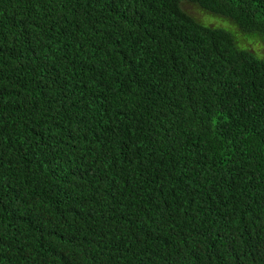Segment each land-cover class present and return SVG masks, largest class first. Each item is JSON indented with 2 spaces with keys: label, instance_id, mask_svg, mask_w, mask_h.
<instances>
[{
  "label": "trees",
  "instance_id": "16d2710c",
  "mask_svg": "<svg viewBox=\"0 0 264 264\" xmlns=\"http://www.w3.org/2000/svg\"><path fill=\"white\" fill-rule=\"evenodd\" d=\"M238 34L264 45V0H0V264H264Z\"/></svg>",
  "mask_w": 264,
  "mask_h": 264
},
{
  "label": "rangeland",
  "instance_id": "374dc122",
  "mask_svg": "<svg viewBox=\"0 0 264 264\" xmlns=\"http://www.w3.org/2000/svg\"><path fill=\"white\" fill-rule=\"evenodd\" d=\"M183 9L190 14L193 18H195L196 20L203 22V23H208V24H212V25H217L215 27H220L223 28L225 30H228L230 33H232V35L235 37L234 34V27H232L228 22L218 19L216 17L210 16L208 18V16H206V14H204L203 12H201L200 10H198L196 7H194L193 5L190 4H186L183 6ZM245 36L249 37L248 40L246 37H244L241 34H238V42L241 46L247 47L249 48V50L251 52H254L255 54L258 55V57H262L264 58V45L262 43H258L256 41H254V39H257L256 37H251L245 34ZM258 40V39H257ZM253 41V42H252ZM245 49V48H244ZM248 50V49H247ZM256 55V56H257Z\"/></svg>",
  "mask_w": 264,
  "mask_h": 264
}]
</instances>
